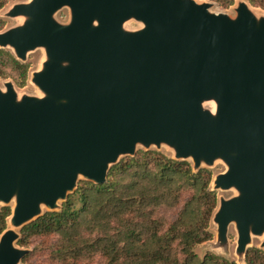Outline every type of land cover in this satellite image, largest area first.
Segmentation results:
<instances>
[{"label":"water","instance_id":"water-1","mask_svg":"<svg viewBox=\"0 0 264 264\" xmlns=\"http://www.w3.org/2000/svg\"><path fill=\"white\" fill-rule=\"evenodd\" d=\"M195 0H30L7 18L0 49L17 61L42 48L31 82L41 96L0 89V204L13 202L0 264H19L24 226L60 209L79 178L102 185L119 158L165 145L197 172L222 161L212 191L217 242L234 224L245 264L251 237L264 250V17L239 2L235 16ZM69 10L67 24L54 15ZM141 27L123 30L126 22ZM214 105V110L207 107ZM45 213V212H44Z\"/></svg>","mask_w":264,"mask_h":264},{"label":"trees","instance_id":"trees-1","mask_svg":"<svg viewBox=\"0 0 264 264\" xmlns=\"http://www.w3.org/2000/svg\"><path fill=\"white\" fill-rule=\"evenodd\" d=\"M211 1L229 9L236 0ZM264 11V0H246ZM6 0H0V11ZM5 21L0 18V32ZM29 66L0 49V79L24 87ZM212 173L162 152L137 151L112 166L102 185L79 184L55 212L19 230L16 246L32 250L22 259L45 256V264H236L196 248L213 240L211 218L217 193ZM10 207L0 209V235ZM245 264H264V250L249 248Z\"/></svg>","mask_w":264,"mask_h":264},{"label":"rangeland","instance_id":"rangeland-1","mask_svg":"<svg viewBox=\"0 0 264 264\" xmlns=\"http://www.w3.org/2000/svg\"><path fill=\"white\" fill-rule=\"evenodd\" d=\"M30 0H6V5L4 6V8L0 11V18H2L5 21V26L3 28L2 31H6L12 27H15L17 25H19L21 23V19H12V18H7L5 16V13L13 6L19 3H26L29 2ZM198 3L201 2H211V1H202V0H195ZM239 2H245L248 7L250 8V10L257 16L259 17H264V11L259 10V9H255L252 8L247 2L246 0H236L235 3L233 4V6H231L229 9H221L217 6L216 3L211 2L212 4H214V6L211 8V12L213 13H222V14H227L230 17H234L235 16V8L237 7V4ZM55 20L58 23L61 24H67L69 22L70 19V14H69V10L67 8H62L61 10H59L58 12H56V14L54 15ZM141 27V25L139 23H136L134 20L130 21V22H126L123 26V30L125 32L127 31H135L138 30ZM5 51L10 52L13 57L14 54L12 52V49L10 48H6L4 49ZM15 58V57H14ZM45 61V53L44 50L42 48H37L33 51L28 52L25 61L20 63L22 64H26L29 66L28 72H27V79L25 82L24 87L19 88L15 85V83L13 82L12 79L8 78V79H0V89L4 90V84L7 82H11L16 93L18 94L19 97L23 96V95H29V96H41L40 91L32 84L31 82V77L32 74L36 71H40L42 69V64ZM210 111L214 110V105H209L207 107ZM139 150H145L143 147L141 146H137V151ZM149 150H155V151H159L164 153L165 155L172 157L173 156V151L168 148L165 145H161L159 149H157L156 147L152 146L150 147ZM125 156H122L119 158V161L122 159H125ZM187 162H189L192 166V163L190 160H188ZM202 168L208 169L210 170V172L212 173V180H211V184H210V189L213 188L212 185V181L214 179L215 176L223 173L226 170L225 165L222 163V161L217 160L216 162H214V164L211 167H206V166H202ZM201 168V169H202ZM82 182H87L85 180H83V178H79L78 180V184H77V188L79 186L80 183ZM217 193V199H218V203H219V199L223 198V199H228L231 198L233 196L236 195L235 190L230 189L228 191H221V190H216L214 191ZM71 195V194H70ZM59 206H61L62 202L58 203ZM3 207H10V209L12 210L13 207V202L5 205V204H0V209ZM47 212L46 209H43L42 213ZM215 213V212H214ZM214 215V214H213ZM212 215V216H213ZM11 229L10 224H9V218L7 220L6 223V230ZM5 230V231H6ZM210 230L213 234V240L211 242L205 243L204 245H201L199 247L196 248V253L199 255V257H202L205 253L210 252V253H214L215 255L224 257L228 260L234 261L236 264H244L241 261H239L238 256L236 255L235 251H236V241H237V234L235 231V227L234 224H230L227 230V252L224 253L221 250H217L214 249L212 246L213 244H215L217 242V237H216V225L212 222V218H211V224H210ZM16 232H19V230H16ZM263 241V237H257V236H252L251 237V243L247 246V248H258L261 249L260 245ZM18 247V246H16ZM20 248V247H18ZM24 249V248H23ZM247 249V250H248ZM29 250V252L32 250V247L27 249ZM262 250V249H261ZM19 264H23L22 261ZM26 264H45V256H32L31 259L29 260L28 263Z\"/></svg>","mask_w":264,"mask_h":264}]
</instances>
